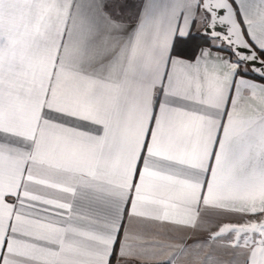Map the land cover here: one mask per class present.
Wrapping results in <instances>:
<instances>
[{
    "label": "snow or ice",
    "instance_id": "1",
    "mask_svg": "<svg viewBox=\"0 0 264 264\" xmlns=\"http://www.w3.org/2000/svg\"><path fill=\"white\" fill-rule=\"evenodd\" d=\"M0 264H264V0H0Z\"/></svg>",
    "mask_w": 264,
    "mask_h": 264
}]
</instances>
